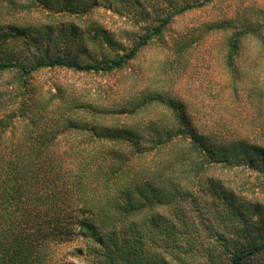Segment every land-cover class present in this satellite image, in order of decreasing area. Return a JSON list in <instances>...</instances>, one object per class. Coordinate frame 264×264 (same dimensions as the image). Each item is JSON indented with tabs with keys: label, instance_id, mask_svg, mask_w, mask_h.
Listing matches in <instances>:
<instances>
[{
	"label": "trees",
	"instance_id": "16d2710c",
	"mask_svg": "<svg viewBox=\"0 0 264 264\" xmlns=\"http://www.w3.org/2000/svg\"><path fill=\"white\" fill-rule=\"evenodd\" d=\"M23 1L0 0V77L14 76L15 84L7 98L0 92V264H161L145 241L170 222L165 214L182 219L181 203L204 182L220 197L211 168L264 171V76L257 75L264 67V8L235 7L204 26L208 35L222 34L227 82L222 78L215 90L230 104V116H219L210 130L175 91L136 90V78L130 85L125 77L122 96L105 85L95 100L56 84L42 93L29 81L52 71L121 76L175 18L216 0L134 15L125 13L129 0ZM101 12L126 16L134 30L125 44L103 34L104 50L101 31H86L95 56L81 59L73 52V26L64 37L62 21L88 24ZM43 41V52L26 54ZM56 43L62 53L52 51ZM159 108L171 113L168 121H145ZM171 248L182 250L178 241ZM262 253L264 240L250 242L230 254L229 264Z\"/></svg>",
	"mask_w": 264,
	"mask_h": 264
},
{
	"label": "rangeland",
	"instance_id": "374dc122",
	"mask_svg": "<svg viewBox=\"0 0 264 264\" xmlns=\"http://www.w3.org/2000/svg\"><path fill=\"white\" fill-rule=\"evenodd\" d=\"M11 1L13 4H25L23 0ZM191 1L193 0H129L124 10L129 15L152 13L169 7L172 3L180 5ZM249 6L264 8V0H216L212 6L175 18L164 34L139 54L121 76L86 77L63 71L42 72L29 81L30 87L39 86L43 93L51 84H56L61 85L66 94L75 98L95 100L105 91V85L117 91L119 97L122 96L125 77L126 83L130 85L131 78H136V90L147 88L152 92L167 93L170 89L175 91L188 106L190 115L196 116L202 124L213 130L218 126L219 116H230L227 114L230 104L225 100V94L215 90L216 84L226 78L222 72V34L208 35L203 29L221 14L228 16L235 7H240L238 11H242L241 8ZM98 14L93 16L88 24L66 19L62 21L64 26L66 25L64 37L70 32L68 25L73 26V52L78 53L81 59H84L85 55H88V58L95 56L91 38L84 35L86 31H101L98 38L102 41L104 50L107 41L103 34L112 44H125L127 36L134 30L129 26L126 16L119 17L103 12ZM24 47L20 45L18 50H23ZM44 49L46 45L43 41L39 51L31 46L25 52L33 54L43 52ZM63 49L62 43H56L52 47L53 52L62 53ZM173 75H176L178 80L175 84L174 81L168 80ZM257 75L264 76V67L257 70ZM224 82L226 84L227 78ZM161 86L164 87L163 90L159 89ZM246 86H249V83ZM14 87V76L0 77V92L4 98L8 97ZM44 96L49 98L48 95ZM170 114L166 109L159 108L155 110V116H148L145 121L156 119L155 123L159 125L158 119L166 122ZM96 121L101 122L100 119ZM208 176L217 185L216 191L220 197L207 189L203 181L196 193L181 203L182 219L178 220L165 214L170 222L163 225L165 228L158 230L161 233L151 235L153 240L146 239L149 242L145 241L143 248L151 257H160L161 264H229L228 257L235 249L250 242L264 240V171H253L247 167L215 166L209 170ZM224 192L227 196L225 199L221 197ZM170 229L173 234L167 237L165 233ZM219 236L222 237L221 242L217 241ZM177 241L182 246L180 252L171 248ZM248 264H264V253L251 259Z\"/></svg>",
	"mask_w": 264,
	"mask_h": 264
}]
</instances>
